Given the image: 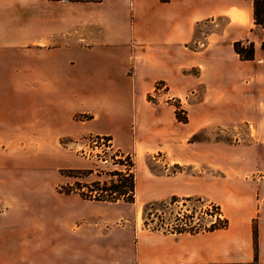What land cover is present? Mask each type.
<instances>
[{"label": "crops", "instance_id": "1", "mask_svg": "<svg viewBox=\"0 0 264 264\" xmlns=\"http://www.w3.org/2000/svg\"><path fill=\"white\" fill-rule=\"evenodd\" d=\"M19 1L41 7L22 10L20 45L0 44V264H264V153L258 180L244 177L258 170L256 158L231 162L232 179L243 188H229L220 200L227 224L196 233L147 227L136 200L64 192L66 178L56 173L87 168L60 142L78 136L77 113L92 115L88 122L102 114L118 129L130 115L135 139L146 130L170 136L166 153L180 152L171 134L179 127L174 111L171 125L166 108L145 99L158 81L178 98L199 89L187 133L213 122L249 123L264 148V52L252 0ZM221 14L230 25L243 17L244 33L191 49L196 23ZM244 38L254 44L251 60L233 48ZM14 50L19 59L7 60ZM88 133L119 140L111 129L79 136ZM137 187L136 178L135 195ZM174 192L196 193L187 184Z\"/></svg>", "mask_w": 264, "mask_h": 264}, {"label": "rangeland", "instance_id": "2", "mask_svg": "<svg viewBox=\"0 0 264 264\" xmlns=\"http://www.w3.org/2000/svg\"><path fill=\"white\" fill-rule=\"evenodd\" d=\"M198 3L206 5L207 0H198ZM35 7L40 9L41 6L21 5L19 0H0V44L20 45V14L23 9L32 10ZM240 18L238 23L233 22L231 25L229 17L225 14L203 18L196 23L194 42L188 46L193 50H201L218 36L221 38L223 36L227 41L239 38L244 33L245 25L244 18ZM253 31L258 32L257 29ZM244 39L241 41L245 42L247 38ZM9 56L7 60H18L20 52L14 50ZM63 58L64 55L59 54L56 59L62 61ZM190 71L197 73L194 70ZM76 88V92L81 97H85L86 86L78 84ZM165 90V84L158 81L145 99L150 107L161 105L166 108L165 115L167 114L166 116L172 120L171 125L175 124V120L178 122L176 124L179 127L173 129L171 134L175 139L174 144L178 148L182 147L180 152H176L174 157L166 153V146L172 144L170 136L156 138L146 130L140 134L143 136L135 139L132 130L134 128H130L128 123L131 119L130 115L124 117L118 129L102 114L97 121L88 122L92 115L77 113L75 119L78 123V136L73 139L62 138L60 142L75 158L87 161V168L56 169V173L66 178V182L60 187L79 189L87 193L93 188L91 196L99 195L105 198L109 194V191H104L105 186L110 182H119L120 179V176L113 173L127 170L129 160L132 159L134 164L131 170L135 179H138L136 201L132 206L139 211L141 220L143 219L142 222L144 221L147 227L173 231L180 227L182 222L186 221L192 226L198 221L205 228L219 216V211V217L223 218L220 200L225 199L229 188L241 185L240 182L232 179L231 162L256 158L255 165L258 170L244 177L250 181L258 180L256 175L262 174L259 157L264 153V148L259 146L262 143L256 136L254 124L249 123L213 122L195 128L193 133H187L188 128L190 129L194 124L192 112L189 114L190 104L197 100L199 89L192 90L182 98L169 96ZM171 111H174L175 120ZM176 114L179 118H186V121H180ZM89 129H111L119 140L112 134L88 133L79 136V132ZM160 145L162 149H158ZM155 176L160 177L158 179L160 182L150 187L149 180H153ZM185 184L188 189L196 193L186 196L174 192L184 190ZM188 197L189 200H185ZM195 197H199V200H195ZM207 204L216 205L219 211H215L214 207H207ZM182 217L184 219L179 220Z\"/></svg>", "mask_w": 264, "mask_h": 264}, {"label": "trees", "instance_id": "3", "mask_svg": "<svg viewBox=\"0 0 264 264\" xmlns=\"http://www.w3.org/2000/svg\"><path fill=\"white\" fill-rule=\"evenodd\" d=\"M97 1V0H96ZM252 19L253 24L256 28H260L262 30V39L260 42V47L264 52V0H252ZM246 43V44H245ZM233 48L238 57L241 60H251L254 57V44L252 41H248L247 39L245 42L241 40H237L233 43ZM176 117L180 121L185 122L186 118H179L178 114ZM133 161L132 159L129 160L128 169L121 170L120 172L113 173V175L117 174L120 176L119 182H110L108 186H105L104 191H109V194L106 197H100L99 195H90L93 188L89 189L90 193L83 192L79 189H62L64 192H78L82 197L88 199H95V200H103V201H124L126 203H133L135 200V175L131 167L133 168ZM92 187V186H91ZM190 197L186 198L185 200H189ZM195 200H199V197H195ZM207 207H214L215 211H219L218 207L214 204H207ZM220 216V211L218 213ZM217 216L214 221H211L210 224L204 228L202 224L198 221L194 223L192 226L191 224L188 225L185 222L180 223V227L177 229H173V231L169 232H189V233H196L202 231H210L217 228L225 227L227 224V220L225 218H220ZM184 217L179 218L182 221ZM184 223V224H183Z\"/></svg>", "mask_w": 264, "mask_h": 264}]
</instances>
